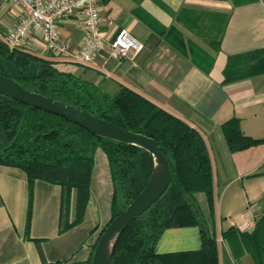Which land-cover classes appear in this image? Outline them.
I'll list each match as a JSON object with an SVG mask.
<instances>
[{
	"label": "crops",
	"instance_id": "0c3cea01",
	"mask_svg": "<svg viewBox=\"0 0 264 264\" xmlns=\"http://www.w3.org/2000/svg\"><path fill=\"white\" fill-rule=\"evenodd\" d=\"M103 47L77 63L48 52L39 32L28 51L55 59L57 66L108 94L121 86L179 117L201 134L212 170V199L194 193L201 223L214 236L218 264H264V141L230 151L220 125L238 117L241 131L264 139V72L223 82L231 55L264 48V0H97ZM22 9L0 0V37L22 18ZM126 28L143 48L115 56L107 43ZM61 41L76 52L84 40L79 10L59 22ZM209 40H217L215 50ZM61 188L36 179L29 201L23 170L0 165V264L86 260L111 217L112 181L106 154L97 148L82 221L59 232ZM29 218L28 228L26 227ZM247 225L240 229L239 226ZM28 236L27 237V233ZM226 234H223V232ZM245 233V234H244ZM196 225L169 227L155 251L197 250Z\"/></svg>",
	"mask_w": 264,
	"mask_h": 264
},
{
	"label": "trees",
	"instance_id": "16d2710c",
	"mask_svg": "<svg viewBox=\"0 0 264 264\" xmlns=\"http://www.w3.org/2000/svg\"><path fill=\"white\" fill-rule=\"evenodd\" d=\"M209 43L215 50L218 48L217 40ZM260 72H264V48L229 56L223 69V82ZM0 74L31 91L152 137L166 156L172 175L168 188L121 232L110 264H218L216 240L201 223V212L194 201L195 192H204L208 200L213 194L211 162L197 129L128 87L121 86L116 93L108 94L94 83L60 69L55 59L32 53L25 47L11 48L2 37ZM220 128L230 151L264 141L245 135L238 117L226 120ZM97 148L106 154L111 172L110 222L142 190L153 169L152 155L141 147L95 135L63 116L0 93V165L24 171L29 201L36 179L60 186V233L83 219ZM28 225L29 218L27 228ZM190 225L199 227V249L155 251V244L165 229ZM261 226L264 229V217L256 222L254 231ZM96 242L84 261L43 264H92Z\"/></svg>",
	"mask_w": 264,
	"mask_h": 264
},
{
	"label": "water",
	"instance_id": "95a60500",
	"mask_svg": "<svg viewBox=\"0 0 264 264\" xmlns=\"http://www.w3.org/2000/svg\"><path fill=\"white\" fill-rule=\"evenodd\" d=\"M0 93L29 106L63 116L91 133L132 144L148 151L153 158L152 172L136 197L99 234L92 253V264H110L115 243L127 225L148 209L168 188L172 175L168 160L157 141L142 133L126 130L92 113L52 97L31 91L12 78L0 74Z\"/></svg>",
	"mask_w": 264,
	"mask_h": 264
},
{
	"label": "built area",
	"instance_id": "2783aa9c",
	"mask_svg": "<svg viewBox=\"0 0 264 264\" xmlns=\"http://www.w3.org/2000/svg\"><path fill=\"white\" fill-rule=\"evenodd\" d=\"M18 5L23 12L22 18L10 27L2 39L11 48L27 47L31 34L39 32L44 48L58 57L77 63H87L103 47L100 15L97 0H4ZM79 10L84 28V40L76 51L70 50L67 41L59 37V22ZM108 51L115 56L134 55L143 48L126 28H119L107 43ZM247 225L239 226L240 229Z\"/></svg>",
	"mask_w": 264,
	"mask_h": 264
}]
</instances>
